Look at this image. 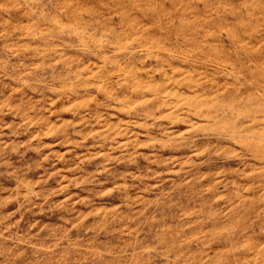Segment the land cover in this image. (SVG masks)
I'll return each mask as SVG.
<instances>
[{
	"label": "rangeland",
	"instance_id": "rangeland-1",
	"mask_svg": "<svg viewBox=\"0 0 264 264\" xmlns=\"http://www.w3.org/2000/svg\"><path fill=\"white\" fill-rule=\"evenodd\" d=\"M0 264H264V0H0Z\"/></svg>",
	"mask_w": 264,
	"mask_h": 264
}]
</instances>
